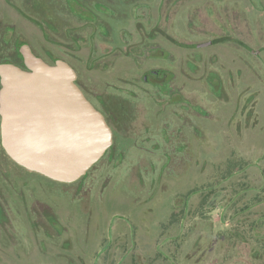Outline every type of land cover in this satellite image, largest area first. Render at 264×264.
<instances>
[{"label":"rangeland","instance_id":"rangeland-1","mask_svg":"<svg viewBox=\"0 0 264 264\" xmlns=\"http://www.w3.org/2000/svg\"><path fill=\"white\" fill-rule=\"evenodd\" d=\"M11 2L13 20L6 15V23L19 25L20 39L27 42L40 35L32 20L41 16L34 14L30 0ZM115 2L91 3L97 16H80L94 22L99 36L112 39L107 45L113 51L122 48L125 38L129 44L132 27L150 33L147 10L159 8V38L165 44L159 43V60L151 68L174 73L171 86L182 100L176 97L179 104L169 110L170 99L159 97L158 152L140 142V150L119 159L116 170H95L103 180L93 188L65 187L63 200L54 198L60 186H53L48 198L55 208L51 224L40 221L46 234L30 235L20 212L8 208L4 242L10 237L9 246L17 248L4 254L2 264H124L129 249L143 253V264H264V0ZM209 6H224L227 18L243 19L236 30H228L246 47L227 43L196 50L198 59L190 55L194 50L183 46L224 34L223 14ZM35 7L46 10V3L42 0ZM92 34L84 30L82 48L106 46L103 39L94 37L93 42ZM249 48L258 55L252 56ZM117 57L89 64L83 75L88 93L110 100L117 91L123 94L129 82L141 81L147 53L133 63ZM210 84L222 86V92L217 95ZM189 102L194 104L190 116ZM139 107L143 119L145 111ZM188 123L191 135L185 130ZM122 140L118 145L126 153ZM197 190L204 194L194 195ZM181 211L188 215L172 225L171 214Z\"/></svg>","mask_w":264,"mask_h":264},{"label":"flooded vegetation","instance_id":"flooded-vegetation-1","mask_svg":"<svg viewBox=\"0 0 264 264\" xmlns=\"http://www.w3.org/2000/svg\"><path fill=\"white\" fill-rule=\"evenodd\" d=\"M15 0H2L0 1V63L12 64L20 67L23 70H28L25 64V60L22 54L23 44H27L32 53L38 58L42 59L49 65H55L58 60L68 63L77 74V85L83 91L85 96L91 103L98 109L106 118L111 130L113 132V144L107 150L105 155L90 169L85 177L81 180L72 183L65 184L53 180L47 176L39 174L37 172L29 171L19 164H17L6 152L2 143V116L0 114V264H2L4 254L8 255V250L16 249V246H9L10 237L4 242L6 237L4 236L5 223L9 221L8 208L18 210L21 214L23 222L29 226L28 233L30 235L33 232H42L46 234L47 231L42 229L41 223H50L52 220L53 208L48 204V198H52V187L59 188V192H55L54 198H61L62 200L67 195L65 187L78 184L79 186L86 188H93L95 185L101 182L102 174H97L95 170H116L119 159L126 157L128 152H134L140 150V145L143 143L151 144L154 149V153L159 151V111L160 103L159 97L163 98V95L168 97L169 104L167 108L172 110V107L177 103V100H182V96L177 94V100L174 96V88L171 86L172 80H174V73H167L159 69H152V63L159 60V43L165 44V41L159 38V8L153 6L149 8L148 16L150 17L149 30L150 33L143 34L141 28L132 27L131 39L128 44V39H124V45L121 49L109 50L107 44L112 42L103 36H99L94 22L86 20L84 21L80 14L83 12L91 16L95 14L92 12L91 3H97L104 1L107 4H114L116 0H72L67 3V0H44L46 3V10L35 7L37 3L42 0H30L33 4L34 14H38L41 17L32 20L39 31L40 35L32 37L31 41H22L19 36V25L17 23H10L11 10L14 9L12 2ZM119 1V0H117ZM122 1V0H121ZM133 1V0H130ZM83 4L87 6L84 7ZM140 3L138 5H142ZM137 5V4H136ZM213 9L214 6H209ZM154 12H150L151 10ZM17 11L22 14L21 10ZM212 11H219L223 14L222 21L220 23V30L224 33L217 39L207 41L204 43L191 46H183L186 48H192L193 57L197 59L200 57L196 50H209L218 49L224 47L227 43H235L241 47H246L243 42L233 38L229 35V26L235 27L240 25V17L238 15L227 18V9L221 6L219 9L214 8ZM8 16L9 20L7 19ZM96 15V14H95ZM97 16V15H96ZM158 18V19H157ZM240 18V19H239ZM100 23L104 25L106 32H109L110 27L103 22V19L98 18ZM154 19L158 20L155 26ZM243 19H241L242 21ZM7 21V23H6ZM92 30V38L94 37L100 40H105V45H97L93 43L92 46H86L82 48V39L84 30ZM168 37V36H166ZM169 38V37H168ZM170 42L178 44L172 38H169ZM109 40V42L107 41ZM92 41V40H91ZM144 53H147V64L142 71L143 77L140 82H129L130 87H125V91L121 94L119 91L113 93L114 95L106 98L103 94L93 92L88 93L86 89V82L83 75L88 73L86 70L90 63H98L99 61H106L109 58L118 55V61H125L128 59L130 62H135V58L141 57ZM164 58H168V54L161 51ZM249 53L252 56H257L259 51L249 48ZM121 59V60H120ZM138 68V67H137ZM252 69V66L250 67ZM249 69V68H248ZM253 70V69H252ZM131 74V72H128ZM211 76V75H210ZM131 81V80H130ZM132 85V86H131ZM213 90L219 95V89L217 85L210 84ZM1 78H0V91H1ZM176 102V103H175ZM144 109V115L141 119L140 107ZM188 116L191 112L194 113V104L188 103ZM168 110V111H169ZM167 111V109H166ZM171 116L178 115L170 111ZM179 118V117H178ZM183 123V121H182ZM185 125V124H184ZM140 127V129H138ZM187 134L194 132L193 126L187 124ZM124 134L126 138H120ZM189 135V136H190ZM118 139L126 145L127 152L122 150L121 145H118ZM125 139V140H124ZM141 142V144H140ZM108 174H110L108 172ZM105 176V175H104ZM100 179V180H99ZM42 218V219H41ZM47 221V222H46ZM33 224V230L31 225ZM7 235V234H5ZM15 247V248H14ZM23 248V247H21ZM159 255V247L156 249ZM17 253V252H16ZM140 251H134L129 249L126 252V263L124 264H143L144 257ZM159 260V258H157Z\"/></svg>","mask_w":264,"mask_h":264},{"label":"water","instance_id":"water-1","mask_svg":"<svg viewBox=\"0 0 264 264\" xmlns=\"http://www.w3.org/2000/svg\"><path fill=\"white\" fill-rule=\"evenodd\" d=\"M21 51L28 70L0 63L3 147L21 167L75 183L112 146L111 127L68 63L49 65L27 44Z\"/></svg>","mask_w":264,"mask_h":264},{"label":"trees","instance_id":"trees-1","mask_svg":"<svg viewBox=\"0 0 264 264\" xmlns=\"http://www.w3.org/2000/svg\"><path fill=\"white\" fill-rule=\"evenodd\" d=\"M201 190H197V191H194L193 192V194L194 195H198V194H201L202 192H200ZM202 194H204V193H202ZM201 194V195H202ZM206 196H204L203 195V199H204V203H205V198ZM177 215V216H176ZM188 215V212L186 213L185 211H181V212H174V214H171V219H170V223L172 224V225H174L175 224V222H177V223H179V219L178 218H180V220H182L183 219V217L182 216H187ZM163 227V229L165 230V229H167L168 227L167 226H165V225H163L162 226Z\"/></svg>","mask_w":264,"mask_h":264}]
</instances>
